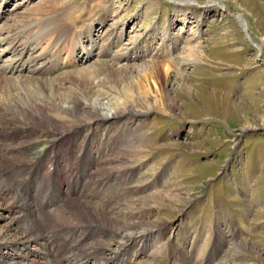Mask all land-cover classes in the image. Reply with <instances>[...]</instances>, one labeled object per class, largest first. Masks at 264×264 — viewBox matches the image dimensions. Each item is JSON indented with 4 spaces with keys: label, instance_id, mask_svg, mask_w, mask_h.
Returning a JSON list of instances; mask_svg holds the SVG:
<instances>
[{
    "label": "rangeland",
    "instance_id": "374dc122",
    "mask_svg": "<svg viewBox=\"0 0 264 264\" xmlns=\"http://www.w3.org/2000/svg\"><path fill=\"white\" fill-rule=\"evenodd\" d=\"M186 1L193 9L191 12L197 16L191 17L187 13L183 17L180 8L167 0H9L0 15V25L4 26V30L24 27L23 38L31 37L38 29L45 30L46 38L72 24V34L80 32L81 41L86 46V28L91 25L92 38L96 42L91 49L94 54L89 59L83 56L84 60L78 61L77 64H82V67L97 65L102 60L109 61V57L101 55L99 50L110 34L113 41L120 35L108 53L128 54L130 59H121L115 65L130 66L134 70L133 77L140 76L144 67L156 61L161 51L168 48L159 49L158 39L166 26L170 28L171 38L179 36L172 62L184 74H177L173 67L169 69L166 88L175 102L164 98L163 111H151L142 117L140 123L146 128L140 136L143 148L137 152L125 144H115L118 150L112 151L113 154L111 151L105 153L106 157L116 155L118 158V163L106 165L111 168L109 173L103 163L100 166L90 165L91 170L83 163L80 176L69 181L71 187L65 183L67 191L71 189V193L76 195L69 199L77 197L78 200L87 198L84 196L86 191V196L93 195V190L100 184L102 188L97 196L98 200H102L103 208L112 207L108 213L117 219L122 216L120 220L132 224V228L116 229L101 221L104 217L88 223L76 211H57L56 207L60 209L61 206L57 197L50 193L48 197L52 194L50 199L56 204L53 205L55 211L51 218L34 217L38 230L52 235L54 245L50 242V248L57 254L63 252L66 256L74 254L81 257L82 252L93 251L98 243L106 244L112 241L110 237H114L117 239L115 242L122 245L121 249L112 247L113 251L117 249L116 264H264V0ZM240 18L245 22L246 29L242 27ZM195 31L201 36L194 41ZM141 38L149 41L148 49L137 53L143 55L139 57L127 48ZM69 45L79 46L78 40L64 44L57 53L61 57L66 56ZM171 46L172 43L169 50ZM6 48L7 45L2 42L0 53L3 54ZM35 49L37 51L32 55L38 57L32 65L39 71H50L49 55L54 49L43 54L39 53L40 47ZM77 52H74L72 61L81 59L77 57ZM8 57L9 53L2 59ZM37 59L46 60V64L41 67V61ZM61 65L53 73V81H31L29 85L33 91L41 94V90L48 93L54 89L58 93L75 90V72ZM0 69L3 68L0 66ZM31 71L22 67L17 73L3 75L2 81L10 79L25 85L30 80L28 77L32 76ZM2 97L0 95V99ZM136 106L145 108L141 102ZM130 119L127 116L123 123H137ZM86 125L83 123L81 128L74 129L77 132L87 130ZM99 131L93 138L95 143L99 141L98 144L102 130ZM78 142L80 145L81 141ZM66 147H57L58 156H62L58 174L63 177L68 174L61 173L63 167L68 171L77 166V161L65 154ZM77 148L78 143L73 149L71 146L72 153L77 152ZM89 153H95V149H90ZM129 163L132 171L122 174L120 170ZM92 170L95 179L87 181V174ZM69 173L75 174L74 171ZM102 179L103 183H98ZM36 180L33 182L35 190H38ZM40 184L42 189L46 186L45 182ZM34 194L37 197V193ZM24 196L31 198L26 193ZM1 211V215L11 216ZM22 213L25 220L30 221L33 217L28 216L25 209ZM8 221L10 217H0V226ZM57 228L59 231H56ZM143 246L146 250L138 258L135 257L133 252ZM34 248L41 253L38 263L45 264L47 259L41 246ZM0 256L10 263L17 260L22 263L24 260L21 252L16 250L1 248Z\"/></svg>",
    "mask_w": 264,
    "mask_h": 264
},
{
    "label": "bare ground",
    "instance_id": "6f19581e",
    "mask_svg": "<svg viewBox=\"0 0 264 264\" xmlns=\"http://www.w3.org/2000/svg\"><path fill=\"white\" fill-rule=\"evenodd\" d=\"M167 1L176 4V7L180 8L183 17L186 16L187 13H190L191 17L197 16L195 13L191 12L193 9L190 7L188 1ZM8 2L9 0H2L0 3V15L4 12V8H6ZM209 2L211 3L213 1ZM239 20L242 27L246 29L243 19L240 18ZM91 27L90 25L86 28L87 37L84 38L85 41L88 42L87 46H91L88 48L81 41L82 34L80 32L76 31L72 34V24L67 25L62 31L53 33L46 38L44 29H38L31 37L23 38L26 32L24 27L8 28L4 30V26L0 25V44L4 42L7 45L5 52L3 51V54L0 53V61H2L0 66L3 68L2 70L0 69V95L3 96L0 99V209L2 210L1 212L11 215L3 216L0 213V217L2 218L10 217V221L0 226V249L4 248L5 250L19 251L21 252V257L24 259L23 261H25L21 263V260H17L10 263L5 257L0 256V264H39L37 259L41 253H37L34 248L37 245L41 246L42 252L46 256L47 261L45 264H90L91 262H94V264H116L114 263V259L118 255L115 252L117 249L113 251L114 249H112V247H119V249H121L122 245H118V243L115 242L117 239L114 237H110L112 241L106 244L97 242L98 244L93 248V251L87 252V250H84L87 252L85 254L81 251L83 255L81 257L74 254L72 256H66L63 252L57 254L56 250L50 248V244L54 245L52 235L47 232L41 233L37 228V222L35 220V217H39V219L51 218L52 213L55 211L53 207L55 202H52L50 199L52 194L48 197L50 193H53V197H57V201L61 206L60 209L56 207L57 211L63 210L65 212L68 209L72 212L76 211L79 217L87 220L88 223L96 222L99 218L104 217L101 221L111 224L112 227L116 229L120 227L124 229L128 227L132 228V224H125L123 223L125 222L124 220L123 222L120 220L122 216L117 219V217L114 218L112 216L113 214L111 212L112 215L108 213V209L112 207H106L107 209L103 208L101 204L102 200H98L97 196L102 188L100 184L97 189L93 190V195L90 194V196H86V191L84 196L87 198L79 200L77 197H71L69 199L70 196L76 195L75 193H71V189L67 191L65 185L67 184V187H71L69 181L76 180L80 176V166L83 167V163L84 166H86L85 168L89 167V169L92 164H94V166H100L102 163L105 166L112 165V163L114 164L118 159L117 156L106 157L105 153L111 151L113 154L114 151L118 150L115 144H117V146L125 144L128 147L136 149L137 152L143 148L140 136L144 134L146 128L143 123H140L142 117H145L144 115L151 111H163L164 98H167L171 102H175L174 99L168 95L166 87L170 78L169 69L171 67L175 68L177 74H184L172 62V60L175 59L172 57L173 49L175 45H177L179 36L175 35V37L171 38L169 32L170 28L166 26L165 30L159 33L158 39L160 40L159 49L162 50L163 47L168 48L161 51L162 53L158 55L156 61H151L144 67L140 76L133 77V68L128 65L122 67H116L115 65V62L121 59L125 61L130 59L128 54L123 52L108 53L110 46L117 43V39L120 35H117V39L113 41L110 34L104 39L105 44L102 46L101 50H99L101 55L109 57V61L105 62L102 60V63L89 67H82V64H77L78 61L84 60L82 59L83 56H85V59H89L94 54L91 49L96 42L95 39L92 38ZM76 30H78L77 27ZM200 36L201 34L195 31L192 38L195 41ZM74 39L78 40L79 46L73 47L69 45L66 56L64 54L62 58L57 51L62 49L64 44L70 43ZM148 41L145 38H141L138 41L136 40L132 42L130 48H127V50L132 51L136 56L142 57V54L139 55L137 53L148 49ZM42 43H44V45H42ZM171 43L173 46H171V50H169ZM31 45L33 47H31ZM35 47H40V54L49 51L51 48L54 49L55 52L51 50V54L49 55L51 70L46 72L51 73V75H46L45 72L39 71L36 66L32 65L38 57V55H32L33 52L37 51V49L34 50ZM78 49L79 51L77 52ZM31 50L32 53H30ZM74 52H77V57L81 59L75 58L72 61L71 58L74 56ZM8 53L9 57L2 59V57ZM39 60L40 59H37V61ZM40 61V66L43 67L46 64V60ZM61 64L66 65L69 68L68 71L75 72L74 77L77 81L75 90L67 93H58L56 89L51 93H48L46 90H41V94L33 91V87L29 85L31 81H37V79L53 81V73L59 69L58 65ZM22 67L25 70L27 68L32 70V76L28 77L30 80L26 81V83L23 82L25 85L10 79L2 81L3 75L7 73H10V75L17 73ZM46 76H49V78ZM162 77L164 78V82L162 81ZM125 81H127V84ZM138 102H141L145 108H137L136 104ZM127 116L131 118L130 120L134 119L137 123L132 122V125L131 123H127L128 125L123 123V119ZM83 123L87 124V130H80L83 134H79L80 131L77 132L74 128L80 127V125L82 126ZM20 128H22V131H19L21 132L19 134L18 130ZM23 129L26 131H23ZM99 130H102L100 144H98L99 141L96 143L93 141V138L100 132ZM70 137L73 139L71 140ZM78 141H81L80 145ZM76 143H78L79 148L77 149L79 150L72 153V149ZM95 144H98L97 147L93 146ZM63 145L68 147V149H66L67 153L65 154L69 156L71 160L74 159V161H77V166L73 169L67 171V169L63 167V172H60H68L65 177L58 174L62 156H58L57 147ZM90 149H95V153H89ZM59 154H61V151ZM79 160L83 161L81 162ZM64 161L66 160L64 159ZM63 165L66 166L65 164ZM108 166L105 168H108L107 172L109 173L108 170L111 168ZM100 169L102 168L100 167ZM78 170L80 171L77 172ZM71 171H74L75 174H70L69 172ZM120 171L122 174L123 172L132 171L130 163ZM87 175V181H89L90 178H94V170L90 171ZM97 177L99 176L97 175ZM34 179H38L36 181H38L37 188L39 192L37 189L35 190ZM103 179L102 181H98V183H103ZM107 180H110V178ZM41 181L42 184L44 182L46 183L43 189L40 184ZM88 183L89 182H87V184ZM64 189H66V191ZM35 192L37 193V197H35ZM25 193L31 198L28 197L29 199H27L24 196ZM123 202L125 201L123 200ZM24 209L27 210L28 216L35 217H31L30 221H28V219L25 220V216L22 215V210ZM133 213L134 212H132V214ZM59 218L61 217L59 216ZM75 221L78 220L76 219ZM57 225H55V227ZM67 225L68 224L65 226ZM54 230L52 231L55 232ZM56 231H59L58 228ZM129 235L130 234H128V236ZM130 237H132V234ZM144 249L145 247L143 246L139 250L133 252L131 249L129 252H133V255L138 258ZM70 251L72 250H69V252ZM127 252L124 253L128 255ZM18 255H16V257ZM133 255L131 254L130 256ZM58 256H61V258ZM18 261H20V263Z\"/></svg>",
    "mask_w": 264,
    "mask_h": 264
}]
</instances>
